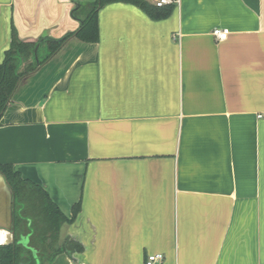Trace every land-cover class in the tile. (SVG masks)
<instances>
[{"label": "crops", "instance_id": "0c3cea01", "mask_svg": "<svg viewBox=\"0 0 264 264\" xmlns=\"http://www.w3.org/2000/svg\"><path fill=\"white\" fill-rule=\"evenodd\" d=\"M89 1L0 0V62L13 31L61 40ZM174 6H102L99 41L68 39L0 117V164L68 218L78 207L51 264H264V0ZM13 202L0 172V244L15 240Z\"/></svg>", "mask_w": 264, "mask_h": 264}, {"label": "trees", "instance_id": "16d2710c", "mask_svg": "<svg viewBox=\"0 0 264 264\" xmlns=\"http://www.w3.org/2000/svg\"><path fill=\"white\" fill-rule=\"evenodd\" d=\"M112 2L133 3L153 19H164L171 15L175 8L172 4L157 6L149 0L78 2L73 15L80 21V27L61 40H45L43 45L37 46L36 42L22 41L16 31H13L11 47L0 62V117L20 78L33 71L39 63L50 59L68 39L75 36L84 42L99 41L98 13L102 6ZM0 172L5 176L14 196L15 233L13 243L0 244V264H51L58 254L68 251L65 244H59L60 228L64 222H72L75 219L78 207L73 211V216L68 218L42 186L23 178L12 165L0 164ZM23 236L29 237L28 245L21 243Z\"/></svg>", "mask_w": 264, "mask_h": 264}, {"label": "built area", "instance_id": "2783aa9c", "mask_svg": "<svg viewBox=\"0 0 264 264\" xmlns=\"http://www.w3.org/2000/svg\"><path fill=\"white\" fill-rule=\"evenodd\" d=\"M157 6H164V5H178L180 0H154L153 2ZM230 30L228 28H215L213 30V35L218 40H224L228 37ZM260 117H264L263 115ZM164 262V255L162 253H152L149 254L145 260V264H163Z\"/></svg>", "mask_w": 264, "mask_h": 264}]
</instances>
